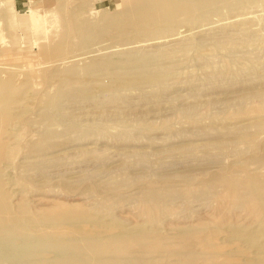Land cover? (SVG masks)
Returning <instances> with one entry per match:
<instances>
[{
	"label": "rangeland",
	"instance_id": "374dc122",
	"mask_svg": "<svg viewBox=\"0 0 264 264\" xmlns=\"http://www.w3.org/2000/svg\"><path fill=\"white\" fill-rule=\"evenodd\" d=\"M171 1L0 0V242L34 264H264V0Z\"/></svg>",
	"mask_w": 264,
	"mask_h": 264
},
{
	"label": "bare ground",
	"instance_id": "6f19581e",
	"mask_svg": "<svg viewBox=\"0 0 264 264\" xmlns=\"http://www.w3.org/2000/svg\"><path fill=\"white\" fill-rule=\"evenodd\" d=\"M171 1V0H169ZM171 3L173 4H178V1L176 0H172ZM52 7V6H51ZM51 7H50V12H51ZM47 12V11H46ZM47 16V15H46ZM49 18V16H48ZM49 26V25H48ZM47 26V28H48ZM52 28V27H51ZM48 30V29H47ZM48 38V37H47ZM44 39H42V42H43ZM46 41V40H45ZM33 44V43H32ZM38 44V43H37ZM32 48V47H31ZM7 222L9 223L10 222V219H6ZM50 239V238H49ZM57 240H63V239H57ZM30 239L28 237H25V241L23 242V245L25 247H27L28 249H30ZM48 248H51L48 246ZM31 253V252H29ZM29 253H26L25 251L21 250V249H17L16 245L14 243H11V244H6L5 242L4 243H1L0 242V258H4V259H8V256L7 255H10L12 256V260L13 262H10V264H16V260H19V263H22V261H24V264H34V260L33 258H30V259H25V256H27V254ZM44 253V251L40 252V254L42 255ZM3 256V257H1ZM24 259V260H23ZM5 262H7L6 260H4Z\"/></svg>",
	"mask_w": 264,
	"mask_h": 264
}]
</instances>
